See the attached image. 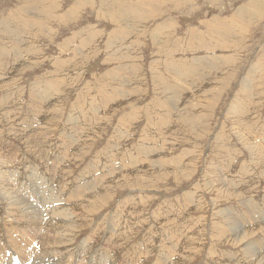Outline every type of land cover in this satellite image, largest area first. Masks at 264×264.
Returning <instances> with one entry per match:
<instances>
[{"label":"rangeland","instance_id":"obj_1","mask_svg":"<svg viewBox=\"0 0 264 264\" xmlns=\"http://www.w3.org/2000/svg\"><path fill=\"white\" fill-rule=\"evenodd\" d=\"M263 197L264 0H0V232L23 198L71 264H264Z\"/></svg>","mask_w":264,"mask_h":264},{"label":"bare ground","instance_id":"obj_2","mask_svg":"<svg viewBox=\"0 0 264 264\" xmlns=\"http://www.w3.org/2000/svg\"><path fill=\"white\" fill-rule=\"evenodd\" d=\"M90 3V2H89ZM102 3V2H101ZM183 3H184V0H183ZM90 5V4H89ZM153 8V7H152ZM154 10V9H153ZM56 16V15H55ZM100 16V15H99ZM103 17V16H102ZM49 18V17H48ZM56 18V17H55ZM97 18V17H96ZM178 76V78H181L182 76L180 75V74H178L177 75ZM69 82V81H68ZM107 87V86H106ZM84 89V88H83ZM165 90L167 89L166 87L164 88ZM36 90V89H35ZM37 90H39V89H37ZM113 92H114V94L115 93H117V92H115V91H118V89H116V90H112ZM171 91V90H170ZM38 92V91H37ZM36 92V93H37ZM103 92V91H102ZM97 93V92H96ZM100 93H101V91L99 92V93H97L98 95H100ZM166 93V92H165ZM118 94H120V93H118ZM112 95V94H111ZM107 96V95H106ZM110 96V95H109ZM119 96V95H118ZM105 96H102L101 97V100L99 101V102H101L102 103V105L103 106H105V105H107L108 103H110L112 100H116V99H118V97H115L114 96V98H112V100L111 101H108V102H106V103H104L105 101H107V100H103L102 98H104ZM108 98H110V97H108ZM169 98V97H168ZM172 99V98H171ZM94 100V99H93ZM108 100H110V99H108ZM170 100V99H169ZM104 101V102H103ZM168 101V100H167ZM172 101V100H171ZM170 101V102H171ZM98 102V103H99ZM90 104H91V102H90ZM170 104H172V102L170 103ZM110 105V104H109ZM102 107V106H101ZM109 107H111V106H109ZM108 107V108H109ZM104 108V107H103ZM80 109V108H79ZM96 109V108H95ZM114 109H115V107H114ZM128 114V113H127ZM100 115V114H99ZM95 118H97V114H96V116H95ZM129 118V115H124L122 118H121V120H120V124H122V123H126V121H128L127 119ZM76 119V118H75ZM123 128V127H122ZM127 128V127H126ZM90 129V128H89ZM117 130H118V128H117ZM88 134V133H87ZM88 136V135H87ZM87 141V140H86ZM88 142V141H87ZM147 156V155H146ZM146 158V157H145ZM149 160V159H148ZM109 165V164H108ZM110 166V165H109ZM154 169V168H153ZM229 169V168H228ZM214 174V173H213ZM205 177V176H204ZM202 178V177H201ZM216 179V178H215ZM223 179V178H222ZM205 181V180H204ZM39 182V181H38ZM38 184V183H37ZM203 184V183H202ZM207 184V186H205V188L206 187H211V183L210 182H208V183H206ZM236 184V183H235ZM196 185V184H195ZM44 186V185H43ZM203 186V185H202ZM39 187V186H38ZM36 188H37V186H36ZM223 188H225V187H223ZM26 189V188H25ZM38 189V188H37ZM203 189V188H202ZM226 189V188H225ZM227 189H229V188H227ZM105 190V189H104ZM191 190V189H190ZM232 190V189H231ZM234 190V189H233ZM233 190H232V192H233ZM23 191V190H22ZM24 191H26L27 192V190H24ZM40 191L44 194V196L42 195V197L44 198V200H40L39 201V203L38 202H35V203H37V204H41V206H39V205H37V206H39V207H42L43 206V204L45 203V202H51V201H53V199H54V194H52V192H51V190H48V191H42V188H40ZM53 191V190H52ZM109 191V190H108ZM153 191V190H152ZM206 191V190H205ZM218 191V190H217ZM225 191V190H224ZM228 191H230V189L228 190ZM29 192V191H28ZM33 192H34V190H33ZM88 192V191H87ZM191 192V191H190ZM226 192V191H225ZM86 193V192H85ZM96 193V192H95ZM95 193H90L91 194V196L89 197V195H88V197H87V200H89V199H91L90 201H86V203H92V202H94L95 200H99L100 198L103 200V198L105 197L104 196V194H102V195H98V194H95ZM231 193V192H230ZM5 194H9L8 193V191H7V193H5ZM18 194H20V193H18ZM33 194V196L35 195V193H32ZM88 194V193H87ZM135 194V193H134ZM229 194V193H228ZM26 195H28V196H24L25 198H27V197H33V196H31V194H26ZM58 195V194H57ZM107 195V194H106ZM136 195V194H135ZM231 195V194H230ZM198 196V195H197ZM40 197V196H39ZM39 197H36V198H39ZM56 197V196H55ZM78 197H80V196H78ZM239 197V195H237V198ZM244 197V196H243ZM60 198V197H59ZM58 198V199H59ZM84 198V197H83ZM105 198H107V197H105ZM233 198H234V196H233ZM242 198V197H241ZM264 198V197H263ZM21 201H17V204L18 205H24L25 206V209H29V208H31V211H25V209H23L20 213H19V215H20V217L26 222V225H27V227L28 228H30V231H29V235H28V237H27V234L26 233H24V232H21V231H17V230H12V229H10V230H2L1 229V232H0V240H3V242L7 245V246H5V245H1L0 244V264H71L72 263V260H73V258H74V256H75V254L73 255V254H70L66 259H63V257L64 256H60V254H59V252H58V248L59 247H64V246H62V245H64V244H68L69 243V239L70 238H64V237H59L58 235L60 234V233H57V236H52V237H49L48 235H45V234H43L42 233V231H41V229H40V227H41V221L38 219V217H36V215H35V211H34V208L32 207V206H30V204L28 203V202H25L24 201V199L23 198H19ZM30 199V198H29ZM58 199H56V200H58ZM79 199V198H78ZM100 199V200H101ZM119 199V198H118ZM125 199V198H124ZM187 199V198H186ZM31 200V199H30ZM34 200H35V197H34ZM55 200V201H56ZM105 200V199H104ZM107 200V199H106ZM32 201V200H31ZM38 201V200H37ZM54 201V202H55ZM127 201V200H126ZM33 202V201H32ZM57 202V201H56ZM96 202V201H95ZM101 202V201H100ZM103 202V201H102ZM121 202V201H120ZM190 202V201H189ZM254 202V201H253ZM256 202V201H255ZM127 203H130V202H128L127 201ZM126 203V204H127ZM135 203V202H134ZM187 203V202H186ZM192 203V202H191ZM201 203V202H200ZM77 204V203H76ZM80 204V203H79ZM118 205V204H117ZM140 205V204H139ZM254 206V205H253ZM256 206V205H255ZM259 206V205H258ZM258 206H256V207H258ZM38 207V208H39ZM175 207V206H174ZM193 207V206H192ZM203 207V206H202ZM244 207V206H243ZM36 208V207H35ZM182 208V207H181ZM259 209V208H258ZM40 210H41V208H40ZM53 210V209H52ZM262 210V211H261ZM261 210H259V211H257V210H255V209H253V211L254 212H256L258 215H259V217L261 216V215H264V214H261L262 212L264 213V207H262V209ZM167 211V210H166ZM188 211V210H187ZM239 211V210H238ZM242 211H244V210H242ZM241 212V211H240ZM245 212L246 213H244L243 212V214H247L248 212H249V210L248 209H246L245 210ZM54 213L55 214H57V216L59 217V216H61V214H62V210H57V212L56 211H54ZM53 213V214H54ZM119 214V213H118ZM224 214V213H223ZM222 214V219L225 221V223L230 227V228H232V227H234V226H237V225H240V224H238L237 223V219L234 217V215H232V214H226V215H223ZM250 215H251V213H249ZM67 215V214H66ZM231 215H232V217H231ZM51 216H53V215H51ZM68 216V215H67ZM112 216V215H111ZM190 216V215H189ZM242 216V215H241ZM246 216V215H245ZM256 216V215H255ZM254 216V217H255ZM138 217V216H137ZM254 217H251V220H254ZM258 217V216H257ZM258 217V218H259ZM55 218V216L54 217H52V219L51 220H53ZM248 219V218H247ZM261 219V218H260ZM242 220V219H241ZM122 221V220H121ZM130 221V220H129ZM168 221V220H167ZM261 221V220H260ZM115 222V221H114ZM241 222V221H240ZM243 222H246L245 220H243ZM248 222V221H247ZM55 223H56V221H55ZM54 223V224H55ZM249 223H252V222H249ZM248 223V224H249ZM261 223V222H260ZM99 224V223H98ZM136 224V223H135ZM245 224V223H244ZM262 224V223H261ZM73 225V224H72ZM212 225V224H211ZM55 227H58V225H54ZM74 226V225H73ZM100 226V225H99ZM141 226V225H140ZM201 226V225H200ZM228 226H227V228H228ZM256 226V225H255ZM239 227V226H238ZM241 227V226H240ZM252 227H254V226H252ZM251 226H247V227H244V229L241 231V232H239V233H235L234 234V236L232 237V239H235L236 238V241L237 242H239L240 244H245V246H244V248L242 249L243 251H245V260L246 259H249V261H252L254 258H255V256L257 255V254H260V253H263L264 252V225H257L256 226V228H252ZM70 228V227H69ZM114 228V227H113ZM135 228V227H134ZM141 228V227H140ZM139 228V229H140ZM150 228V227H149ZM222 228V227H221ZM219 226H218V228H216L217 229V232L218 231H220V230H222ZM242 228V227H241ZM164 229V228H163ZM98 230H99V228H98ZM112 230V229H111ZM110 230V231H111ZM115 230V229H114ZM128 230V229H127ZM235 230V229H234ZM238 230V229H237ZM259 231V234H261L260 235V239H258V237L257 236H255V237H253V238H251L250 236L251 235H254V233L253 234H250V231ZM64 231H66V230H64ZM138 231V230H137ZM229 231V230H228ZM67 232V231H66ZM234 232V231H233ZM16 233H19L20 235H19V237H18V235L16 234ZM69 233V232H68ZM110 233H112V231L110 232ZM56 234V233H55ZM113 234V238L115 237V236H117V238H114V239H110V242H108V245L111 247V248H113V249H115V248H117V242H114V241H120V240H122V241H124V242H126L127 243V240H125V239H127L126 237V235L122 232V231H120V232H118L117 234H115V233H112ZM130 235H132L131 233H129ZM211 234V233H210ZM249 234H250V236H249ZM115 235V236H114ZM146 235V234H145ZM189 235H191V234H189ZM220 235V234H219ZM224 234H222V235H220V237H222ZM65 236V235H64ZM135 236V235H134ZM206 236V235H205ZM132 237V236H131ZM73 238V237H72ZM130 239V238H129ZM134 239V238H133ZM154 239H156V238H154ZM195 239V238H194ZM194 239H193V237H190V240H191V245H193L194 244ZM218 239V238H217ZM250 239V240H249ZM74 240V239H73ZM95 240V239H94ZM138 240V239H137ZM196 240V239H195ZM229 240H231V239H229ZM248 240H249V243H252V244H249V243H246V242H248ZM121 241V242H122ZM143 241V240H142ZM212 241V240H211ZM218 241V240H217ZM219 241H221V240H219ZM34 244H33V243ZM71 242V241H70ZM90 241L89 240H87L86 241V243H85V241L83 242L84 244H80L79 245V247H82L85 251L87 250V246H86V244L87 243H89ZM202 242V241H201ZM207 242V241H206ZM214 242V241H213ZM32 243V244H31ZM142 243V248L145 246V243L144 242H141ZM141 243H139V245L141 244ZM196 243V242H195ZM106 245H107V243H105ZM136 245L138 244V243H135ZM158 244V243H157ZM161 244V243H160ZM31 245V246H30ZM105 245V246H106ZM132 245V244H131ZM164 245V244H163ZM49 247V248H48ZM78 247V248H79ZM107 247V246H106ZM131 247V246H130ZM137 247V246H136ZM173 247V246H172ZM195 247V246H194ZM135 248V247H134ZM147 248V247H146ZM192 248V247H191ZM141 249V248H140ZM65 250V249H64ZM67 250V249H66ZM104 250V249H103ZM102 250V253H101V256L99 255V254H96V258H94V259H96L97 261L98 260H100L101 259V261H103V259L106 261V259L105 258H110L111 256L109 255V253H103L104 251ZM107 250V249H106ZM109 250V249H108ZM136 250V249H135ZM145 250V249H144ZM221 250V249H220ZM60 251V250H59ZM146 251V250H145ZM148 251V250H147ZM174 251V250H173ZM192 251V250H191ZM201 251V250H200ZM241 252V251H240ZM63 253H68L67 251H64V252H62V254ZM82 253V251L79 253V255L78 254H76V255H78L80 258H76L77 260H75V262H73L74 264H105V263H102V262H98V263H94V259H92V258H89V257H86L85 255L86 254H81ZM84 253V252H83ZM133 254V248L131 249V252L129 253V255L128 256H124L123 258H125V261L127 260V261H130L131 259H132V254ZM145 253V252H144ZM197 253V252H196ZM200 253V252H199ZM230 253V252H229ZM128 254V253H127ZM126 254V255H127ZM165 254V253H164ZM242 254V253H241ZM73 255V256H72ZM144 255V254H143ZM156 255V254H155ZM236 255V254H235ZM240 255V254H239ZM88 256V255H87ZM137 256V255H136ZM139 256V255H138ZM159 256V255H158ZM148 257H149V255H148ZM241 257L244 259V256H242L241 255ZM122 258V260H124ZM157 258V257H156ZM160 258V257H159ZM161 258H162V256H161ZM234 258V257H233ZM264 258V257H263ZM134 259V258H133ZM158 259V258H157ZM242 259V260H243ZM261 259V258H260ZM138 260V259H137ZM160 260V259H159ZM189 260V259H188ZM184 262H187V259L186 258H184V260H183ZM247 261V260H246ZM245 261V262H246ZM133 262H136V260L135 261H133ZM143 262V261H142ZM248 262V261H247ZM131 263V262H130ZM158 262H155L154 264H157ZM242 263V262H241ZM263 263H264V260H263ZM135 264H137V263H135ZM162 264V263H161ZM164 264V263H163ZM166 264V263H165ZM249 264V263H248Z\"/></svg>","mask_w":264,"mask_h":264},{"label":"crops","instance_id":"obj_3","mask_svg":"<svg viewBox=\"0 0 264 264\" xmlns=\"http://www.w3.org/2000/svg\"><path fill=\"white\" fill-rule=\"evenodd\" d=\"M95 8L97 9V12H99V10H98V7H97V6H95Z\"/></svg>","mask_w":264,"mask_h":264}]
</instances>
